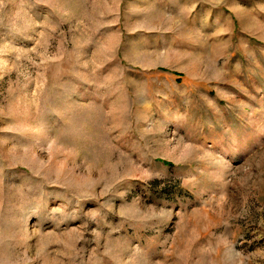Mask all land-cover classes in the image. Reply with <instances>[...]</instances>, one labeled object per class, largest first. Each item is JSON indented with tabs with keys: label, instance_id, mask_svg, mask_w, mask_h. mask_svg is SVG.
Instances as JSON below:
<instances>
[{
	"label": "rangeland",
	"instance_id": "374dc122",
	"mask_svg": "<svg viewBox=\"0 0 264 264\" xmlns=\"http://www.w3.org/2000/svg\"><path fill=\"white\" fill-rule=\"evenodd\" d=\"M0 264H264V0H0Z\"/></svg>",
	"mask_w": 264,
	"mask_h": 264
}]
</instances>
